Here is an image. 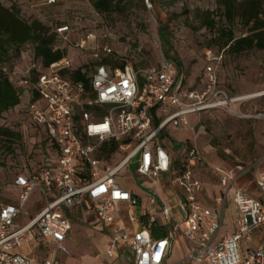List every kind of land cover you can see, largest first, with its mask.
Returning <instances> with one entry per match:
<instances>
[{
    "label": "built area",
    "instance_id": "2783aa9c",
    "mask_svg": "<svg viewBox=\"0 0 264 264\" xmlns=\"http://www.w3.org/2000/svg\"><path fill=\"white\" fill-rule=\"evenodd\" d=\"M58 2L48 0L47 4ZM145 3L153 8L152 0ZM71 32L69 26L57 29L63 41L90 58V89L62 76L74 67L67 56L49 68L40 63L29 64L23 72L6 64L1 67L26 90L32 88L29 75L38 74L34 90L39 99L26 109L31 122L42 127L56 146L58 159L30 178L18 177L19 203L0 206V264H60L59 255L69 254L66 242L72 231L63 209H72L85 198L99 225L110 227L109 257L125 244L133 253V264H166L172 242L181 235L190 251L184 264H264V181L256 183L260 196L255 197L250 190L255 166L234 163L229 168H215L221 190L213 199L216 208L207 207L201 202L205 185L195 175L196 166L206 165L204 153L196 146L189 147L182 169L175 173L171 155L156 143L167 126L194 132L204 116L217 111L264 121V112H243L244 105L257 98L233 96L222 87L215 68L221 58L211 52L206 53L204 89L196 91L177 87L175 65L169 58L148 69L128 65L111 70L103 64L114 54L111 46L100 44L94 34L72 43ZM64 49L60 45L54 48ZM156 108L166 113L157 127L152 115ZM191 115L198 117V124L191 125ZM109 142L118 147L117 162L112 160L115 155L102 158V148ZM137 159L138 175L174 191L175 201L164 199L159 187L149 196L151 203H159L163 221L172 225L161 239L151 233L157 223L154 216L139 224L131 210L141 198L119 182L121 173ZM35 191L41 192L46 207L26 226L16 227L17 217ZM121 203L129 206L128 222L120 214ZM230 205L237 229L219 239ZM33 233L53 249L42 262L21 253Z\"/></svg>",
    "mask_w": 264,
    "mask_h": 264
},
{
    "label": "rangeland",
    "instance_id": "374dc122",
    "mask_svg": "<svg viewBox=\"0 0 264 264\" xmlns=\"http://www.w3.org/2000/svg\"><path fill=\"white\" fill-rule=\"evenodd\" d=\"M47 1L0 0L7 8H18L21 18L28 23L40 21L53 33L61 26H69L72 43L88 34H94L100 44L112 47L114 59L119 64H127L134 69H148L157 67L164 57L175 59L182 66L178 88L188 89L193 84L194 88H200L207 63L206 53L211 52L221 58L215 66L216 72L220 85L226 87L231 95L250 96L264 91V50L246 51L240 55L229 50L225 32L234 31L236 38L247 35L248 32L238 21L232 23L226 19L222 0H152V9L146 5L145 0H125L123 5L108 14L95 10V0H59L53 6L48 5ZM210 21L215 22L214 27H210ZM58 42L67 51L71 50L70 56L75 61V67L90 62V58L79 54L62 37L59 36ZM22 51V55L16 56L14 49L10 50L13 59L10 66L18 68L20 72L33 62L34 47L29 44L22 47ZM27 106L25 103L0 114V128L12 134L0 136L2 196L13 194V178L20 169L32 171L43 167L52 155L47 136L27 117ZM243 111L264 112V97L252 100ZM202 123L206 125L208 141L214 148L221 152L229 150L228 154L239 162L249 165L255 162L258 171L264 170V161H257L264 155V122L224 114L210 119L203 118ZM169 132L171 137L165 138L171 144L176 136L172 135L171 127ZM171 151L177 159L178 148L171 147ZM126 152H129L128 149ZM138 164L139 159L132 162L126 169L129 172L125 171L126 174H122L121 179L124 176L125 185L136 191L141 184H146L151 193H156V189L162 188V185L137 177L135 171ZM35 194L24 208L30 213L43 207L40 200L36 201ZM254 196H260V192ZM34 207L37 208L31 211ZM231 221H235L234 216ZM180 242L178 240L176 245ZM68 244L72 248L68 256H75V253L80 255L87 246L75 229ZM103 259L110 261L106 252Z\"/></svg>",
    "mask_w": 264,
    "mask_h": 264
},
{
    "label": "crops",
    "instance_id": "0c3cea01",
    "mask_svg": "<svg viewBox=\"0 0 264 264\" xmlns=\"http://www.w3.org/2000/svg\"><path fill=\"white\" fill-rule=\"evenodd\" d=\"M79 54L77 55L80 56ZM70 55H71V50H69V56ZM73 62L75 63V61ZM26 69L27 67L23 68L21 72H23ZM204 80H205V72H204V78L201 79L200 88H194V84L187 88L189 90L202 91L204 89ZM247 105L248 104L244 105V107H246ZM25 113L27 117H29L27 113V109ZM245 113L253 114V113H260V112L259 111H255V112L247 111ZM224 114H228V113H226L225 111H217L212 116H204L203 118L210 119L215 116L224 115ZM152 115H153L155 127H157L166 117V113L160 108L154 109L152 111ZM189 121L191 125H196L198 124V117L195 115H191L189 117ZM249 121L264 122L261 120H249ZM169 127H171L173 130L172 135L176 136L177 138L176 139L174 137L175 140L173 139V143L171 144L168 143L167 139L165 138V136L171 137L170 135L171 133L169 132ZM196 131L198 132L196 133ZM207 136L208 134L206 131V125L202 122L196 127V130L194 132L191 131V129L178 130V129H175L173 126L169 125L164 129V131L160 133V135L157 138L156 143L164 146L165 149L171 155L172 159L175 162L179 163L176 166L174 165L175 173H178L179 170L182 169L185 156H186V151L189 147L196 146L204 153L205 159H206V165L196 166L195 175L205 185V194L201 200L202 204L207 207L216 208V203H213L214 202L213 199L218 195V193L221 190V187L219 185V177L215 173L214 169L215 168H229L234 163L243 164V165H249V164L241 163L235 157L230 156L228 154L229 150H225L221 152V150L214 148L208 141ZM171 147L178 148L179 157L177 159L172 154ZM112 160L116 162L120 160V156L118 155V153H115V156ZM259 160L264 161V155H262L257 161ZM51 164H52V159L49 158V165ZM251 165L255 166V173L253 175V181H252L253 183L250 186V190L252 194L255 195L257 193L256 183L264 181V170L262 169V172L258 171L255 162H253ZM126 169L121 173V176L122 174L125 175L126 172H129V171H126ZM36 171L37 169L32 170V171L26 168L20 169L13 178V184H12L13 194L3 195V196L0 195V206L4 204H18L20 201L19 196H20L21 191L15 184L16 179L18 177L30 178ZM121 176L119 178V182L121 183V185L125 189L131 191L134 195L141 198L139 205L136 208H133L131 210V213L138 216L139 224H143L147 222L150 216H154L157 222H159L162 225H165L168 229H171L172 225L163 221L162 215L160 214L159 203H151V199L149 198V196L152 193L147 188V185L141 184V187L138 189V191H136L132 187H127L123 181L125 177L123 176L122 177L123 179H121ZM136 176L143 179V177L138 175L137 172H136ZM144 180L149 182V180L147 179H144ZM161 187L162 188H160V193L164 199L173 200V201L176 200L175 197H173L174 196L173 190H171L170 188L166 186H161ZM34 193H36L35 194L36 195L35 197H37L36 201L40 200L39 203H43L41 204L43 205V207L39 209L38 211L35 210L37 207L32 208L31 211L35 210L34 213H30L29 211H26L23 209L15 221L16 227L20 228V227L26 226L37 215H39L46 207V202L41 192L35 191ZM171 204H174V203H171ZM119 211H120L122 218L126 222H128V213L130 211L129 206L126 203H121L119 205ZM63 214L72 223L71 234L73 230L75 229L79 233V235L85 240L87 246H86V249L80 255H77V253H75V256H68L70 255V249H72L68 244L69 238L71 236L70 234L66 242V245L69 249V254L59 255L58 261L60 264H133L134 262L133 253L130 251V249L125 244H120L118 246L113 257L108 256L107 250H108L110 239H111L110 227L106 225H99L98 221L95 219L94 215L91 212V204L88 198H85L81 204L75 206L72 209H63ZM232 216H234V210H233V207L230 205L226 212L225 223L219 235V239L224 237L228 233H232L236 231L237 225L235 221L234 222L231 221ZM74 224H76L75 227H74ZM258 234L259 233H257V235ZM178 240H181V242L179 245H176ZM252 247L254 246L252 245ZM52 251L53 249L47 246L45 243H43L37 237L35 233H33V235L25 241L23 248L21 249V253L23 255L36 259L39 262H42L43 260L47 259ZM105 252H106V255L108 256V259L110 260L109 262L103 259V254ZM189 253L190 251H189V245L187 241L185 240L183 236L177 235L174 241L172 242L171 251L166 259V264H184L182 262L189 256ZM191 264H203V263H191Z\"/></svg>",
    "mask_w": 264,
    "mask_h": 264
},
{
    "label": "trees",
    "instance_id": "16d2710c",
    "mask_svg": "<svg viewBox=\"0 0 264 264\" xmlns=\"http://www.w3.org/2000/svg\"><path fill=\"white\" fill-rule=\"evenodd\" d=\"M124 2L125 0H95L94 8L97 11L108 14L115 10V8H118V6L123 5ZM221 4L225 10L226 19L232 23L238 21L248 32L247 35L239 38L234 36V31L232 30L227 31V33L225 32L224 36L227 37L226 44L229 50L236 55L251 50H264V0H222ZM209 24L210 27H214L215 22L210 21ZM162 31L164 32V29ZM58 38L59 34L57 31L54 33L51 32L50 28L40 21H34L31 24L28 23L21 18L18 8H7L0 2V114L21 107L25 103L30 104L35 102L40 96L34 90V86L38 81L37 73L29 75L28 78L32 88L26 90L19 88L10 76L2 72L1 67L4 64H13L10 50L14 49L16 56H19L23 54L22 47L31 44L34 47L32 63H40L44 68H49L66 56L71 59L67 49L54 50L59 43ZM170 60L175 65L178 85L182 66L177 60ZM103 64L111 70L116 67L124 68L128 66L127 64L117 63L114 55L104 59ZM90 67L88 64L82 67H75L74 65L72 70L63 72L62 76L69 78L73 82L83 83L87 89H90ZM35 127L42 130L47 136L49 146L53 153L51 155L52 165H55L58 159L56 146L50 141L47 132L42 127L36 125ZM10 135L12 136L8 130L0 128V136L7 137ZM117 148L114 142L106 143L102 148V158L110 159L117 152ZM177 164L179 163L173 160V168ZM48 167L49 159L46 160L43 167L38 168ZM38 168L37 170H39ZM168 232L169 229L159 222L155 223L151 228L152 236L155 239L166 237Z\"/></svg>",
    "mask_w": 264,
    "mask_h": 264
},
{
    "label": "bare ground",
    "instance_id": "6f19581e",
    "mask_svg": "<svg viewBox=\"0 0 264 264\" xmlns=\"http://www.w3.org/2000/svg\"><path fill=\"white\" fill-rule=\"evenodd\" d=\"M264 97V91L257 92L256 94L250 95V98H262Z\"/></svg>",
    "mask_w": 264,
    "mask_h": 264
}]
</instances>
